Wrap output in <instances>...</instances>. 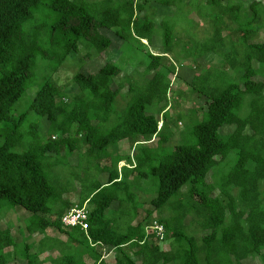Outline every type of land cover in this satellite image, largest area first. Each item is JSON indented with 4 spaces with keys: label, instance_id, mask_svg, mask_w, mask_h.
Segmentation results:
<instances>
[{
    "label": "trees",
    "instance_id": "16d2710c",
    "mask_svg": "<svg viewBox=\"0 0 264 264\" xmlns=\"http://www.w3.org/2000/svg\"><path fill=\"white\" fill-rule=\"evenodd\" d=\"M152 1L161 9L175 6L176 15L186 5L209 7L204 14L210 18L219 13L209 21L213 37L199 56L215 54L222 68L193 72L188 89L203 106L172 119L169 75L176 71L163 57L173 49L174 23H156L147 0H0V264H107L101 250L113 253L114 264H251L254 257L264 264V40H255L264 32V0ZM130 29L149 41L163 29V51H147L148 60H140L141 80L107 61L92 73L77 70L71 77L75 91L56 84L54 75L69 55L76 54L81 67L110 49L113 34L121 46L135 39ZM186 119L189 136L178 130ZM125 139L141 147L137 154L107 152ZM153 139L155 145H146ZM81 155L97 160L98 176L82 184L81 170L78 183L66 182L65 160L80 167ZM229 157L233 163L219 183L208 182ZM121 161L131 167L118 168ZM127 177L132 186L156 180L143 202L150 209L135 225L134 194L120 188ZM75 204L89 209L86 231L61 224ZM15 207L30 213L24 231L18 229L19 242L1 225L3 210ZM120 218L127 222L121 225ZM151 220L164 225L168 249L146 234ZM50 228L67 240L49 236ZM53 251L58 255L40 259Z\"/></svg>",
    "mask_w": 264,
    "mask_h": 264
},
{
    "label": "rangeland",
    "instance_id": "374dc122",
    "mask_svg": "<svg viewBox=\"0 0 264 264\" xmlns=\"http://www.w3.org/2000/svg\"><path fill=\"white\" fill-rule=\"evenodd\" d=\"M207 8H204L202 11L201 9H193L189 7V5H186L184 7L183 12L180 14L173 15V13H168L166 16H164L169 23H174V29L172 30V41L171 46L172 50L168 54H164L166 57H163V60L169 64L172 65L175 68V73L172 75H169L170 78V90L168 94V98L170 101V108L168 109L169 113V119L176 118L180 114H186L189 112V110L201 108L203 106L202 100L195 96L190 94L189 87H188V81L191 78V75L193 72L196 73H202L205 72V69L207 67H216V68H222V60L220 57L216 56L215 54L209 53L207 55L199 56V51L201 49V46L204 42L211 41L213 37V29L211 28V25L209 24V21L214 22V17L217 16L219 13L214 15L213 17H209V15H206ZM119 17L126 18L128 16V13L123 11L118 12ZM142 14L135 12V16L137 17V20H142ZM170 15V16H168ZM38 17L41 18V15H37L36 21L38 20ZM158 25L156 26V28ZM232 27H236V25H232ZM125 32H128V29L124 30ZM123 31V32H124ZM132 32L133 37V29H130ZM163 32V29H156V32L152 35L150 41L148 38L143 41V39H140L139 37L130 38L128 41H124V45L121 46V41L118 40V38L113 36L112 44L110 45V49L105 52L101 56H97L93 59H85L84 63L81 67H78V62L76 60V54L69 55L72 58L68 59L67 62L64 63V65L56 72L54 75V79L56 81V84L60 87H67V91L73 90L75 91V85L71 83V77L72 75L77 71L81 70L85 73H92L97 71L101 66H103L107 61H114L120 64L123 68V72L125 74L130 73L132 74L134 71V78L137 80H141V73L145 69V67L140 63V60L145 59L144 56L147 51H150L152 53H158L163 51L162 41H161V34ZM256 41H263L264 40V32L263 30L259 31L258 37L255 39ZM143 43V44H141ZM74 58V59H73ZM148 59H145V61ZM228 71L233 76V72L228 69ZM121 73L120 75H122ZM133 76V75H132ZM257 79V78H256ZM118 81V78L116 79V82ZM115 84V83H114ZM127 89V86L125 85L122 91L119 93L118 98L123 97L125 91ZM31 93L26 92V94L21 98V107L23 108L26 106V102L31 98ZM25 108V107H24ZM197 116L200 117L201 111H197ZM159 119L160 114H158ZM187 120V119H186ZM189 119L187 120V123L183 122L179 126L180 132H187L186 134L189 136V130L188 127H190L191 123H189ZM161 125V122H159V126ZM172 128V127H171ZM190 129V128H189ZM231 130V127H227L224 129V132H229ZM176 137H174L175 139ZM173 139V140H174ZM175 141V140H174ZM155 140H151L146 145H155ZM173 142V141H172ZM171 142V143H172ZM174 143V142H173ZM140 146H131L130 142L128 140H122L117 143L116 146H111L107 149V152L110 155H117L120 156H133L138 153ZM76 155V154H73ZM114 157V156H113ZM84 156H80V164L81 166H77V163L75 162L73 158L66 159L65 164L68 163L67 168H63L65 181L67 182H77L78 180H74L75 175H78L81 170L84 171V174L81 175L82 178L85 180L82 181V184L85 182H93L95 181L94 177L98 176V173L95 171L94 166L97 164V160L94 158L87 157L86 161H84ZM83 162V164H82ZM100 165H107L109 167V161L101 160L99 161ZM233 163V158L229 157L224 162L220 163L216 168H214V171H211L207 175V181L211 182L216 180L217 183L223 178V176L227 173L229 167ZM86 165V166H85ZM122 165V164H121ZM85 166V167H84ZM100 177V175H99ZM126 177V175H124ZM128 179H133V177H127L124 178L123 183L120 185V188L122 187V190L127 192H133L134 194V201L131 203L132 207H137L136 215L139 213V218L146 217V213L142 212V205L144 200L148 202L150 200L151 196L155 192V179L149 178L148 180H141V189H144L143 191H140V186H137L138 184L132 186L131 183H129ZM100 181H105L104 177H100ZM131 182V181H130ZM74 185L78 187V185ZM140 183V182H139ZM75 190L78 191V188ZM74 194V193H72ZM71 200H75V194L70 196ZM149 205L147 203L146 208H148ZM150 209V207L148 208ZM30 216V213L24 210L21 207H15V209L9 210L5 209L1 213V225L3 227L9 226L11 228L12 234L16 238V240L19 242L20 235L18 233V229H22L24 231L26 219ZM157 212L153 213L151 218L157 217ZM150 218V219H151ZM124 219L120 221L119 223L125 224L127 222V218H120ZM186 223L190 221L189 218H187ZM119 227L120 229L125 228ZM191 232L195 231V227H192L190 229ZM49 236H53L56 238H59L63 241L67 240V237L58 232L56 229H47L46 232ZM40 236L35 234L33 236L34 240H37ZM154 242V241H153ZM158 243V242H157ZM162 246L166 247L167 243L161 242ZM10 249V248H9ZM8 249H6L7 251ZM103 253V258H105L107 264H114V257L113 253H106L103 250H101ZM105 253V254H104ZM56 256L58 255L57 251H53L52 253L46 252L40 255V259H43L47 255ZM87 261H90L86 257ZM247 262L251 264H262L258 257L249 258ZM7 264H19L18 261L9 262ZM48 264V263H45Z\"/></svg>",
    "mask_w": 264,
    "mask_h": 264
},
{
    "label": "built area",
    "instance_id": "2783aa9c",
    "mask_svg": "<svg viewBox=\"0 0 264 264\" xmlns=\"http://www.w3.org/2000/svg\"><path fill=\"white\" fill-rule=\"evenodd\" d=\"M88 214L89 211L86 206L79 207L75 204L63 213L60 221L63 227L79 226L81 230L86 231L88 228ZM145 231L146 234L152 236L153 241L161 243L165 239L164 225L157 220H152L149 225H146Z\"/></svg>",
    "mask_w": 264,
    "mask_h": 264
},
{
    "label": "crops",
    "instance_id": "0c3cea01",
    "mask_svg": "<svg viewBox=\"0 0 264 264\" xmlns=\"http://www.w3.org/2000/svg\"><path fill=\"white\" fill-rule=\"evenodd\" d=\"M148 1V3L150 4L149 6H151L152 8L154 7L155 8V12H156V14H155V22L157 23V22H160V20L161 19H163V18H165L164 16H166V14H167V12L168 13H173V15H176V13H175V6H167V7H164V8H162L161 9V5H159V4H157L156 2H153L152 0H147ZM188 0H186V2H187ZM160 9V10H159ZM160 11V12H159ZM157 12H159V13H157ZM140 14H142L143 15V12L141 11V12H139ZM141 15V16H142ZM168 16H170V15H168ZM177 16V15H176ZM144 41V40H143ZM126 140V139H125ZM122 164V165H121ZM122 166H126V167H131L129 164H126L125 163V161H121V162H119V164H118V168H121ZM144 201H146V200H144ZM146 206H147V204L146 203H143V205H142V209H143V211L142 212H145L146 213V210L148 209V208H146ZM87 208V207H86ZM88 209V208H87ZM114 209L116 210L117 209V207H114ZM138 209V208H137ZM88 211H89V209H88ZM139 213L137 214V217L132 221V224L133 225H135L138 221H142L143 220V218L141 219V218H139ZM152 221V220H151ZM146 226V225H145ZM150 241H152V240H150ZM153 242V241H152ZM169 248V246L168 245H166V247H164V249H168Z\"/></svg>",
    "mask_w": 264,
    "mask_h": 264
}]
</instances>
